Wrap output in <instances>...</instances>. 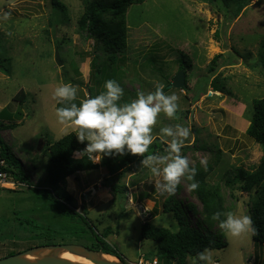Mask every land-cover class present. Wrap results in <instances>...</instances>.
<instances>
[{"label": "rangeland", "instance_id": "rangeland-1", "mask_svg": "<svg viewBox=\"0 0 264 264\" xmlns=\"http://www.w3.org/2000/svg\"><path fill=\"white\" fill-rule=\"evenodd\" d=\"M55 1L66 9L56 7ZM86 1L92 0H0V138L22 164L30 184L10 190L0 187V254L11 241L37 233L26 230L20 221L33 219L40 226L52 227L62 221L48 207L42 208L39 193L30 189H49L55 194L50 184L49 148L75 134L60 125L56 116V109L64 106L53 98L61 83L76 87L74 102L79 105L102 92L105 81L114 79L124 89L121 103H125L138 93L155 91L156 84L168 87L183 65L187 87L165 91L179 98L176 118L161 114L153 130L154 140L164 142L160 135L164 127L180 124L188 128L190 136L181 155L188 158L190 167L213 169L208 183L219 187L225 212L250 216L255 195L245 193L241 184L229 186L226 182L238 170L255 171L264 160L263 147L247 135L253 102L264 98V65L260 61L264 0H255L236 20H230L229 10L220 0L134 4L127 12L128 48L114 62L109 61L102 44L80 29ZM216 79L224 88L222 93L212 87ZM21 91L26 94L24 104L14 100ZM13 124L18 126L8 128ZM97 164L98 170L77 173L60 185L73 197L70 206L76 212L83 213L85 207L87 222L100 237L111 230L106 242L126 264L142 256L148 261L158 256L157 244L140 238L146 222L179 230L174 212L164 208L166 201L175 207L179 202L191 203L203 212V203L191 193L186 179L181 180L175 195H161L155 184L163 182L162 177L152 176L141 165L136 172H125L119 181L129 166L121 164L112 175L102 160ZM106 177L126 185V197L103 187ZM182 215L196 221L189 210ZM218 232L227 246L213 250L215 264H264V245L255 242L252 234L234 238L220 228ZM66 235L58 236L57 241L80 242ZM191 262L192 258L186 264Z\"/></svg>", "mask_w": 264, "mask_h": 264}, {"label": "trees", "instance_id": "trees-1", "mask_svg": "<svg viewBox=\"0 0 264 264\" xmlns=\"http://www.w3.org/2000/svg\"><path fill=\"white\" fill-rule=\"evenodd\" d=\"M225 8L229 10L230 20L239 18L244 9L251 5L255 0H220ZM56 7L62 8L64 11L66 7L55 1ZM144 0H113L108 2L106 0H92L86 1L85 12L82 15L79 26L83 31H87L88 37L95 40L97 44H102L108 53L109 61L114 62L118 54H124L128 48V30H127V12L134 4H142ZM249 57L246 58V60ZM118 61V60H117ZM260 61L264 65V46L260 52ZM95 66V65H94ZM188 67V66H187ZM180 70H186L183 65ZM100 69H98V72ZM170 85V84H169ZM168 85V86H169ZM187 85H185V88ZM212 87L216 92H223V87L219 85V80L216 79L212 83ZM169 90L166 86L164 92ZM14 100L25 103L26 94L21 91ZM3 111L2 114H4ZM1 114V115H2ZM18 125H11L8 128H15ZM247 135L260 144L264 150V98L254 100L253 112L250 127L247 130ZM87 144L78 143L75 134H69L61 140L57 141L49 148L51 159V186L55 190V194L49 189L37 190L30 188L34 193L40 195L39 200L43 207H48L52 212H55L62 220L58 225L52 227L40 226L38 222L33 219L20 221L26 230L37 231L34 236L18 239V241H11L7 246L5 253H1L0 259L9 256L23 253L30 249L40 246L77 244L83 245L91 250L109 254L119 258L123 261L122 256L117 253L115 248H111L106 242V238L111 234L108 229L100 237L95 228L87 222V212L83 207V213H78L70 206L73 197L66 193L63 183L67 178L75 176L77 173L98 170L99 164L91 163L87 157L76 158L74 153L81 151ZM166 145L158 138L154 140L150 146L148 154H155L165 152ZM140 159L136 156H114L105 157L102 159V165L107 168L113 175L120 168L121 164L129 166L128 169L121 173V177L125 172H136ZM0 161H5L7 164L3 171L7 172L10 177L18 182L28 186L29 179L26 177L22 164L15 158L10 147L5 146L0 138ZM197 169L195 181L198 182L199 188L196 191H191L203 203V212L200 213L197 207L193 204L184 205L183 202L175 206H170L171 201H166L164 204L165 210L174 212L175 218L179 224V230L173 231L166 227H159L151 222L143 224L141 229V240H150L157 244L158 256H153L152 259L158 258L162 264H186L188 259L194 258L196 254L203 251L204 248L212 250H221L227 244L223 242L222 235L219 230L218 222L213 221L211 216L214 212H225L223 206V197L220 193L219 187H214L208 183L211 168ZM212 170V171H211ZM190 183V182H189ZM227 185L241 184V189L247 194L255 195V202L250 205V217L253 220V226L256 229V234H252L255 242L264 245V160L259 167L253 171H246L244 169L238 170L232 179L227 180ZM103 187L110 189L116 196L126 197L128 187L122 183H113V181L106 177L103 182ZM186 208V209H185ZM187 210L191 211L196 218V221H188L182 214H186ZM224 217H222L223 219ZM217 231V232H216ZM64 233L66 236H74L80 242H70L64 240L57 241ZM53 235H57L54 237ZM59 236V237H58ZM143 258L147 260V257ZM151 259V260H152ZM148 261V260H147ZM150 261V260H149Z\"/></svg>", "mask_w": 264, "mask_h": 264}, {"label": "clouds", "instance_id": "clouds-1", "mask_svg": "<svg viewBox=\"0 0 264 264\" xmlns=\"http://www.w3.org/2000/svg\"><path fill=\"white\" fill-rule=\"evenodd\" d=\"M103 91L79 103L77 89L71 83H61L55 88L53 98L64 105L56 109L58 123L70 128L78 143L87 144L75 156L99 163L105 157L139 156L141 168H147L152 176L162 177L155 189L161 194L175 195L182 179L189 181V190L199 188L195 181L197 169L190 167L186 156L181 155L185 141L190 136L188 128L180 124L164 127L160 135L164 138L166 154H148L153 143V130L163 114L168 119L176 118L179 110L178 96L166 95L164 85L156 84L155 91L141 92L130 102L121 103L124 89L114 79L103 84ZM170 138V139H168ZM203 164V161H201ZM222 217H224L222 219ZM211 219L230 237L256 234L253 220L248 215L216 211ZM191 264H215L213 250L204 248L192 258Z\"/></svg>", "mask_w": 264, "mask_h": 264}, {"label": "water", "instance_id": "water-1", "mask_svg": "<svg viewBox=\"0 0 264 264\" xmlns=\"http://www.w3.org/2000/svg\"><path fill=\"white\" fill-rule=\"evenodd\" d=\"M57 63L61 65L60 57L57 54ZM185 85V72L180 71L173 80V83L168 86V89L176 88L183 89ZM68 251L69 253L83 257L93 264H126L119 258L91 250L83 245L77 244H66V245H51V246H40L17 255L9 256L0 259V264H78L65 259L60 258L62 252ZM46 252H49L46 254ZM107 255L118 259V262L107 261L101 259V256ZM35 257V259H31Z\"/></svg>", "mask_w": 264, "mask_h": 264}, {"label": "built area", "instance_id": "built-area-1", "mask_svg": "<svg viewBox=\"0 0 264 264\" xmlns=\"http://www.w3.org/2000/svg\"><path fill=\"white\" fill-rule=\"evenodd\" d=\"M6 167H7L6 162L0 161V187L10 190V189L22 188V186H25V184L23 183H18L14 181L7 172L3 171V168H6ZM129 264H162V263L160 262L158 258H154L150 261H147L142 256L135 263H129Z\"/></svg>", "mask_w": 264, "mask_h": 264}, {"label": "bare ground", "instance_id": "bare-ground-1", "mask_svg": "<svg viewBox=\"0 0 264 264\" xmlns=\"http://www.w3.org/2000/svg\"><path fill=\"white\" fill-rule=\"evenodd\" d=\"M48 253L49 252H46V254H48ZM60 258L71 261V262H75L78 264H93L91 261H89L83 257L73 255V254L69 253L68 251L62 252L60 255ZM31 259H35V257H32ZM101 259L107 260V261L118 262L117 258L112 257V256H107V255L101 256Z\"/></svg>", "mask_w": 264, "mask_h": 264}]
</instances>
